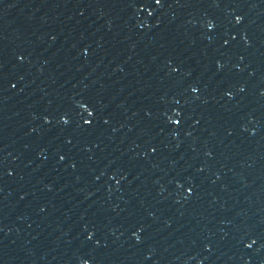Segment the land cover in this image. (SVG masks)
Returning a JSON list of instances; mask_svg holds the SVG:
<instances>
[{
  "label": "water",
  "instance_id": "1",
  "mask_svg": "<svg viewBox=\"0 0 264 264\" xmlns=\"http://www.w3.org/2000/svg\"><path fill=\"white\" fill-rule=\"evenodd\" d=\"M0 264H264V0H0Z\"/></svg>",
  "mask_w": 264,
  "mask_h": 264
}]
</instances>
